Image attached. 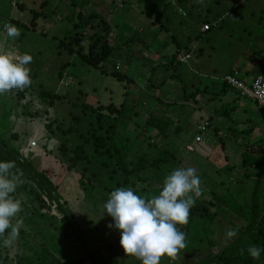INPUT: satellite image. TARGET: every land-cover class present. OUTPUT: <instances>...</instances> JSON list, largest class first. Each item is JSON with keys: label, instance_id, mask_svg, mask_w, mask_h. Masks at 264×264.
Here are the masks:
<instances>
[{"label": "trees", "instance_id": "16d2710c", "mask_svg": "<svg viewBox=\"0 0 264 264\" xmlns=\"http://www.w3.org/2000/svg\"><path fill=\"white\" fill-rule=\"evenodd\" d=\"M13 1L15 9L26 11L25 16L29 17L28 24H22L17 17L10 16V23L28 33L31 30L35 34L37 23L55 13L48 0H39L40 3L32 0L31 6L21 0ZM115 1L109 0L107 5L112 6ZM214 1L212 6L208 1L204 3L205 12L200 8L194 12L197 9L195 2L176 0V6H185L184 13L191 20L180 40L182 47H176L168 59L165 54H151L149 47L137 50L129 56L134 57L133 62L130 60L132 69L129 72L134 76L122 73L119 61L112 62L111 71L104 68L105 63L111 61L116 47L109 44L114 35L111 36L107 18L97 13L84 17L80 12H69L60 21L55 16L60 24L64 21L72 28L56 49L67 53L73 61H79L99 71L102 76L125 85V88L118 102L102 103L95 98L91 104H79L78 101L62 100L72 80L66 72L59 71L57 81L61 83L68 79L70 82L59 83L58 92L54 94L41 92L40 100H27L34 90L32 84L26 89L4 94L12 102L17 100L18 107L22 102L25 103L22 108L30 107L33 101L47 105L46 116L42 120L36 121L29 114V121L37 123L35 130L42 128L48 139L59 138L60 146L55 147L52 143L49 147V142L45 145L44 133L41 132L30 137L36 144V147H30L29 136L13 130L7 133L9 129L1 128L0 161H15L22 172L24 182L18 187L17 195L23 197L24 203L20 213L23 227L18 237L7 245L4 238H0V264H141L135 257L125 256L119 244V231L108 227L113 223L111 217L105 214L101 218L103 205L111 191L119 187H131L137 195L151 198L161 190L166 175L176 168L187 167L195 168L201 179V196L190 210L188 224L181 227L186 234L187 246L175 260L161 257L160 264H264V251L258 260L247 253V248L253 244L264 249V146L257 140L254 144L242 143V139L254 132L256 125L252 119L245 118L250 125L235 129L243 125L238 123L243 115L234 105L236 100L218 108L213 106L207 113L210 115L204 122L207 123L205 130L199 126L198 134L184 144L181 142V150L161 146L158 142L168 141L170 132L178 136V140L186 134L191 123L187 116L188 107L200 110L198 105L201 101H211L199 102L195 98L203 96L202 93L220 97L231 92L232 88L224 80L228 75L236 73L238 80L243 81V67H234L224 71L219 78V88L213 92L208 89L214 84L201 82L202 72L192 59L197 47L200 53L205 50L203 39L210 43L212 31L217 29L221 33L248 36L246 44L238 38L239 45L234 47V55L240 54V46L245 49L236 61L239 65L245 61L255 66V77L264 76V56L261 55L264 18L259 16L255 22L257 28H253L242 23L246 12L253 13L255 8L249 0ZM197 28L201 32L198 33ZM52 39L56 40L55 37ZM63 65L66 67L68 63ZM185 67L196 75L194 80L185 79ZM30 76L33 82L36 72L31 68ZM202 84L204 86L199 87ZM129 88L136 92L130 94ZM170 94L174 99L169 101V97H165ZM53 106H71V109L58 117L48 114ZM215 114L213 133L218 140L214 139L215 143L209 145L208 142L203 143L202 133L211 127L210 120ZM4 119L0 120V125ZM198 135L202 138L201 143L194 140ZM228 142L233 145V151H227ZM257 144L260 152H252L251 148ZM189 147L193 148L192 152ZM56 151L59 153L55 154ZM180 152H184L183 161ZM53 155L60 159L53 160L58 169L49 159L55 158ZM199 157L207 161L210 170L197 167ZM67 175L73 177L75 187L86 204L82 210L83 226L77 221L73 201L64 189L66 186L62 180ZM230 228L237 229L238 235L226 242L225 232ZM240 249L245 250L243 255Z\"/></svg>", "mask_w": 264, "mask_h": 264}, {"label": "rangeland", "instance_id": "374dc122", "mask_svg": "<svg viewBox=\"0 0 264 264\" xmlns=\"http://www.w3.org/2000/svg\"><path fill=\"white\" fill-rule=\"evenodd\" d=\"M21 1L28 6H31L32 0ZM35 1V3H40L39 0ZM48 1L53 4L52 9L53 11L55 10V13L51 14L47 19H43L42 22L37 23V26L35 28L37 32L35 34H32L31 30L30 33L24 30H20V36L14 41H9L8 45V47L11 48L8 51L14 54L27 53L33 57V60L28 67L36 72V78L32 82L34 90L31 96L27 98V100H40L39 96L41 92L46 91L54 94L58 92L57 87L60 86V84H68L70 82V80L68 79L64 80L61 83L57 81L56 74L59 71L66 72L68 77L72 80V84L65 91L64 95L66 97H64L62 100L78 101L79 104H91V102L96 101L95 98H98L102 103L115 101L118 102L124 91L125 85L116 83L110 77L102 76L99 71L91 69L87 65L82 64L79 61H73L72 59H70V56L67 53L56 49V46L59 45L60 40H63L65 36L72 32L71 25L68 26V23L64 21L62 24H60L56 19L60 21L63 16L66 17L70 13L78 14L79 12L84 17H87L92 13H97L98 16L100 15V17L102 18H107L111 26V36L114 35V38L110 39L109 44L113 46L115 45L116 47L113 51L114 54L112 55L111 61L105 63L104 68L108 71H111L113 66L112 62L114 60L119 61L121 64V71L126 75L130 74L129 72L132 69L130 60L132 59L133 62L134 58H131L129 56H133V54H135L137 50H144V47H149L151 54H165L166 56H168L166 59H168L169 56L176 50V47H182V43L180 42V40L183 39V36L189 27L188 23L191 21L184 13L183 8L185 6L182 8H178L175 4L176 0H156L155 2H153L154 0H124L123 2L122 0H116L114 2V5L112 6L107 5L109 0ZM190 1L196 3L197 9H195L194 12L196 10H199V8L202 12H205L206 6H204V3L206 1H208V4L211 6L215 4L214 0H202V3H197V0ZM248 2L249 4H253L255 8L259 7L261 9L256 10L254 8L253 13L247 11L245 14V19L244 21H242V23L250 25L253 28H257L255 22H258L257 20L259 16H262V19L264 18V0H249ZM15 5L16 3L13 0H0V33L3 32L4 23H10V16L17 17V19L22 24H28L27 20L29 16H25L26 11L23 12L16 10ZM186 6H188V4H186ZM148 11L150 12L148 13ZM150 17L154 18L151 19ZM44 24H46V26H44ZM18 28L20 29V27ZM59 29L61 30V32H59ZM220 31L221 30L216 29L210 33L209 36L211 38V41L208 44L206 43L207 39H203V47L205 50L200 53L197 47L192 59L195 67H198V69H200V71L202 72V75H200L201 82L207 85L214 84V87L210 85L208 89L209 92H213L215 89L217 90L219 88V78L222 77L221 75L224 73V71L233 69L234 67H239L241 69L242 67H246V69L250 68L249 65L245 63V61H241L240 65L236 61L239 59L241 53L245 49L244 47H239L240 54L235 56L233 53L234 47L239 45L238 38L241 39L242 43L244 42V44H246V41L249 39L248 36H245L244 38L243 35H233L227 32L221 33ZM197 32H201L200 28H197ZM31 36H33V38ZM52 37H55L56 40H53ZM261 47V55L264 56V45ZM66 62L68 63V66L64 67L63 64H65ZM185 70V79H187V81L194 80L196 75H193L191 72H189V70L187 71L186 67ZM255 71L252 69L253 73H257ZM130 75L134 76V73ZM248 77L251 76L248 75ZM134 80L137 84L136 78ZM203 84L199 87H203ZM129 89L130 94L131 92H136L132 88ZM202 94L203 96L195 98L194 100H198L199 102L200 100L211 101H201L202 103L200 102L198 105V108H200V110H197V108L192 109L188 107L189 112L187 116L189 117L191 123L188 126L186 134L180 136L178 140L176 139L178 136L170 132L168 133V141L166 140L167 143H165L166 141H158L161 146L181 150L182 143L184 144L185 142L190 141V139H192L195 134L199 133L198 127L203 125V123L206 121V117H209L210 114H208L207 116V113H209V110H211L213 106L218 108L223 104L226 105L227 102L230 101L229 99H233V93L231 92H227L225 95L218 97L220 100H218V98H215L213 95H207L205 93ZM204 96L205 99H203ZM168 97L169 101L174 99V95L172 94L166 96L165 98ZM13 101L14 102L8 100L4 95H0V117L1 119L5 117L4 121L1 122L0 130L1 128L5 130L9 129L7 133L13 130L14 132L20 133V135L29 136V138H32V136H35L37 134L39 135V133L43 132L44 134H42L45 137L44 144L46 145L49 142L48 146L51 147V144L53 143L55 147L59 148V138L52 137V139H48V134L42 131V128L39 131H37L39 128L35 130V126L37 123H32L31 121H29V119L31 118L29 114H32L31 116L35 117L34 119L36 121L42 120L46 116L45 111L47 110V105L41 104L38 101H33L30 107L27 106L25 108H22V105H25L24 102H22L21 107H18L16 106V103L18 101ZM242 101L243 103L236 102L234 105L235 107H237V110L239 108H243L244 110H246L247 115H243L241 118H239L240 121H238V123L243 125H238L235 129L238 130L241 127L249 126L250 124L249 122H247V119L250 118L252 119V123L256 125L258 130L261 129L260 134L253 136L251 140L254 142L255 140H257V142H263L264 112L260 111L256 104L251 100L245 99ZM192 105L194 104L192 103ZM8 108L9 111H7ZM21 108L22 110H20ZM70 109L71 106H53V108L48 111V114H56L58 117H60L63 113H66L67 110L69 111ZM21 111L22 114H18ZM34 113L37 114L35 115ZM215 119L216 115L213 116L210 120L211 127L207 128L206 131L202 133L204 135L203 143L208 142L207 144L212 145L215 143L213 141L214 139L218 140V138L214 136L213 133ZM59 123L60 122L58 121V124ZM226 125L228 124L226 123ZM186 128L187 127H185V129ZM223 134L225 133L223 132ZM29 138L28 140L31 139ZM207 138L210 142L207 140ZM33 141L34 139H31L28 144L30 145V143ZM227 146V151H232L230 142H228ZM192 150L193 148L189 147V151L192 152ZM58 153V151L55 152V154ZM180 153V155L182 156L181 160L183 161V159L185 158L184 152ZM55 158L52 159L49 157L53 167L58 169V165L53 163V160L60 161V159ZM198 160L200 161L198 162L197 167H202L203 170H207V161L200 159V157ZM182 164L185 165L184 163ZM210 168L208 170H210ZM62 182L66 186L64 189L68 192L67 196H69L73 201V212L77 216V221L81 226H83L84 220L81 221V219H83L82 210H85L86 204H84V200L77 191L73 177H71V175H67L62 180ZM262 191L264 193V187H262ZM82 237L85 238V235L83 233ZM192 258L195 260L197 259L195 255H192Z\"/></svg>", "mask_w": 264, "mask_h": 264}, {"label": "clouds", "instance_id": "9594fccd", "mask_svg": "<svg viewBox=\"0 0 264 264\" xmlns=\"http://www.w3.org/2000/svg\"><path fill=\"white\" fill-rule=\"evenodd\" d=\"M20 34L17 26L4 23L0 33V95L32 84L28 65L33 57L7 50L9 41L16 40ZM22 176L15 161H0V238H4L5 245L15 240L23 227L20 213L24 200L17 195L18 187L24 182ZM201 191V179L195 168H176L164 177L161 190L151 198L137 195L131 187L111 191L101 218L105 214L111 217L113 223L108 227L119 231V244L125 256L135 257L141 264H160L164 256L175 260L187 246L181 227L188 224L190 210ZM237 235L238 230L230 228L225 232V241ZM244 251L240 249V254ZM262 251L255 244L247 248L249 256L256 260Z\"/></svg>", "mask_w": 264, "mask_h": 264}, {"label": "built area", "instance_id": "2783aa9c", "mask_svg": "<svg viewBox=\"0 0 264 264\" xmlns=\"http://www.w3.org/2000/svg\"><path fill=\"white\" fill-rule=\"evenodd\" d=\"M224 80L233 91L238 93L240 98L251 100L259 109L264 111V76H257L247 84L244 81L238 80L236 73L226 76ZM206 126L207 123H204L201 130H205ZM194 140L196 143L202 142L200 135L196 136ZM30 147H36L34 141L30 143Z\"/></svg>", "mask_w": 264, "mask_h": 264}, {"label": "crops", "instance_id": "0c3cea01", "mask_svg": "<svg viewBox=\"0 0 264 264\" xmlns=\"http://www.w3.org/2000/svg\"><path fill=\"white\" fill-rule=\"evenodd\" d=\"M190 1V0H189ZM221 1V0H220ZM189 3H191V2H189ZM188 4V3H187ZM190 7V5L188 4V7L187 8H189ZM247 65H249V69H246V67H243V71L241 72V78L243 79V81L244 82H246V84L247 83H249L254 77H255V73H253L252 72V69L255 71V70H257V68L255 67V66H252L251 64H249V63H246ZM252 68V69H251ZM256 72V71H255ZM248 75H250L251 77H248ZM231 93H233V99H229L230 101L229 102H227V104H229V103H231L233 100H236L234 103H236V102H240V103H243V101L242 100H245V99H243V98H237V96H238V94L234 91H231ZM215 98H218V97H216L215 96ZM237 98V99H236ZM218 100H220L219 98H218ZM239 110H240V113L239 114H241V115H247L246 113H247V111L246 110H244L243 108H239ZM238 111V110H237ZM216 115V114H215ZM260 131H261V129H259L258 130V128L255 126V129H254V132L253 133H251V134H249L247 137H245L244 139H242V142L244 143V144H246V145H248L250 142H251V144H254L253 142L254 141H252L251 139L253 138V136H255V135H258V134H260ZM264 142V141H263ZM263 142H261L260 144H261V146H264V143ZM258 144L257 145H255L254 147H252L251 149L253 150L252 152H255V153H257V152H260V150L258 149ZM231 150L233 151V145H231ZM234 152H235V150H234ZM262 197H264V193L262 192Z\"/></svg>", "mask_w": 264, "mask_h": 264}]
</instances>
